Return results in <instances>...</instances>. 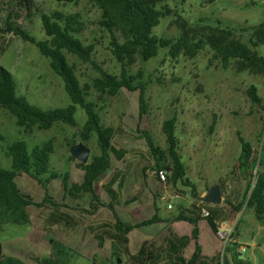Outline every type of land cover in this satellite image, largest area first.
I'll return each instance as SVG.
<instances>
[{"label": "rangeland", "instance_id": "rangeland-1", "mask_svg": "<svg viewBox=\"0 0 264 264\" xmlns=\"http://www.w3.org/2000/svg\"><path fill=\"white\" fill-rule=\"evenodd\" d=\"M36 1L39 9L47 14L60 11L82 15L87 29L80 38L85 44H93L96 47L93 60L104 69L119 72V67L109 51L110 35L97 25L101 17L99 10L87 0H80L75 5H62L56 0ZM20 4L21 0H0V64L14 75L18 82L19 94L26 97L30 104L44 108L66 107L70 102L63 82L52 70L49 60L40 54L36 46L15 37L5 27L7 15L14 10L19 14L17 20L19 24L37 39H45L39 14L37 13L31 20L26 19V12ZM167 5L173 10L180 11L192 24L200 20L207 24H216L219 21L224 26L241 29L264 21V0H216L213 4L206 5L196 0H188L184 4L169 2ZM18 14H14V17ZM174 21L175 17L163 19L161 25L155 29V34L163 38L178 37L180 32L173 25ZM244 42L248 43V38H245ZM67 58L76 66L82 85H91L99 76L90 63H84L77 56L70 54ZM209 59L210 55L204 52L194 60L182 57L176 63L170 61L163 63L162 59L148 63L140 57L131 73L151 70L152 77L146 94L149 111L141 122L138 92L124 90L116 97H106L102 103L103 123L119 128L114 145L125 150L127 154L122 161L114 158L112 170L101 178L97 186L100 196L109 200L105 188L117 173L120 180L128 182L125 197L136 195L137 192L135 190L133 193L134 188L131 185L137 180L147 184L146 180L150 178L148 170L154 166V162L141 133L149 132L156 145L166 149L167 140L163 125L165 121L176 117L179 152L187 175L197 186L198 192L203 196L211 186L219 185L223 189V199L240 203L244 186L248 181L243 179L239 172L238 158L241 148L238 134L253 144L257 155L263 140L261 134L264 128V108L254 105L247 91L251 86H256L264 105V80L245 73L239 74L234 67L224 70L216 64L212 65ZM93 91V97L89 100L96 97L95 90ZM77 118L79 127L76 129L56 124L51 130L36 129L33 134H26L17 125L14 116L7 111H1L0 135L5 140L0 141V166L11 169L12 161L6 155V148L16 141L24 140L34 147L53 140L55 153L52 156L51 170L61 175L68 172L72 185L81 184L84 171L77 167L78 161L71 156V147L83 143L91 149V156L100 155L101 152L95 138L84 142L78 137L79 130L85 122L83 111L78 112ZM214 122L217 125L212 131ZM17 182L25 193L31 195L37 202H42L46 192L35 180L24 175L19 177ZM162 186L163 193L175 198L164 201L159 199L157 201L159 214L173 217L179 213V206L184 202V198L188 197L192 203L195 201L191 198L188 188L181 187V190L186 192L183 193L172 185ZM112 188L119 192L118 184ZM47 189L55 202L64 201L61 179L53 181ZM146 191L143 189L138 192L136 196L139 197L138 201L133 206L148 204ZM87 201L88 198L84 201H76L72 196L66 198L71 207L77 202L84 206ZM168 204L173 205L174 209L168 211L166 209ZM52 211L54 209L49 207L30 208L32 225H18L10 211L0 202V241L4 252L21 258L31 252H37L43 241L42 237H46L48 243H51L54 238L53 231L48 229L41 234L34 229L39 226V220L45 221L44 217ZM154 213L155 210L152 208L139 212L138 220L148 219ZM228 214L225 221L227 230L229 232L233 230L235 236L233 243L248 247L246 251H242L244 262L264 264V223L259 222L249 209L245 216H238V212L235 215L232 209ZM226 249L221 243L219 256L215 258L223 256Z\"/></svg>", "mask_w": 264, "mask_h": 264}, {"label": "trees", "instance_id": "trees-1", "mask_svg": "<svg viewBox=\"0 0 264 264\" xmlns=\"http://www.w3.org/2000/svg\"><path fill=\"white\" fill-rule=\"evenodd\" d=\"M59 4H77L80 0H56ZM93 7L101 12L97 22L102 29L110 35L109 51L116 61L119 72L104 69L93 60L96 47L85 44L80 36L86 31L87 24L79 13L66 14L54 11L47 14L41 11L36 0H21L20 6L26 12V19H33L37 13L40 16L45 39H37L23 25L17 22L19 14L11 10L5 20V27L20 40L36 46L40 54L50 62L54 73L63 82L64 90L69 99L66 107H41L30 104L26 97L19 94L18 82L14 75L0 64V112L7 111L17 120V125L26 134L34 131H48L56 124H63L70 128L79 127L77 118L81 110L85 115V122L79 130L78 137L84 142L96 139L100 155H92L89 163L77 162V167L84 171L81 184L72 185L70 173L64 175L51 170L52 156L55 153V143L48 140L41 145L31 147L26 141H16L6 148V155L12 161L11 169L0 166V202L10 211L18 225L31 223L30 208H53L44 217L48 225L54 223L59 211L66 207L58 204L48 193V187L57 179H61L64 191V201L72 196L76 201L89 199L92 213L106 207L115 212L113 202L117 201L119 192L113 186L120 180L119 173L106 186L110 204L101 200L97 186L108 171L113 168L114 158L122 161L127 152L118 149L114 140L119 128L103 123L102 112L106 97H116L124 90L139 93L140 122L148 114L149 104L146 98L148 85L152 82L151 70L131 73L133 67L141 57L144 62L151 63L162 59L163 63L178 62L182 57L194 60L201 53L210 55L209 62L224 70L234 67L237 73L249 74L264 80V21L246 28L237 29L224 26L221 22L207 24L204 20L192 24L177 10L171 9L167 3L184 4L188 0H87ZM202 5L213 4L216 0H196ZM14 14H18L14 17ZM175 17L173 25L180 34L175 38H163L155 34V29L161 25L163 19ZM248 38V43L244 39ZM77 56L84 63H90L98 72L91 85H82L75 65H72L67 55ZM160 82V81H159ZM93 90L96 97L93 100ZM247 94L253 104L264 108L263 99L256 86H251ZM215 122L212 125L214 130ZM177 118L164 122L163 131L167 140V148L162 149L156 145L149 132H142L141 136L148 145L149 155L154 166L166 169L168 183L175 189L181 187L190 189L194 203L186 207L179 206V213L172 218L163 219L156 215L136 224H128L116 219V224L108 226L120 239L126 243L125 238L134 229L152 226L158 223L172 221H187L194 226L193 238L197 242L199 235V222L202 220L201 207H206L210 216L206 218L211 229L217 234V227L213 217L220 214L218 206L202 203V195L187 175V169L180 154V143L176 136ZM261 150H255L253 144L238 134L241 153L238 158L241 177L248 182L243 194V201L239 211L244 206L252 210L256 219L264 223V128L261 134ZM0 135V141H4ZM28 176L41 185L46 194L42 202H37L31 195L24 192L17 182L19 177ZM122 180V179H121ZM121 187V186H120ZM119 187V191H120ZM223 190V189H222ZM187 195V194H186ZM226 201V199H225ZM132 201L128 202L131 203ZM64 203V202H63ZM212 216V217H211ZM47 227V226H46ZM48 231L47 228L44 229ZM50 231V230H49ZM234 235V234H233ZM235 237V236H234ZM116 239V237H113ZM189 239L183 240L187 246ZM241 244L231 243L226 253L218 258L205 259L202 249L196 244V251L192 260L187 264H252L244 262ZM118 264L121 255L115 257ZM181 264H186L178 259ZM0 264H26L19 258L7 255L0 241Z\"/></svg>", "mask_w": 264, "mask_h": 264}, {"label": "crops", "instance_id": "crops-1", "mask_svg": "<svg viewBox=\"0 0 264 264\" xmlns=\"http://www.w3.org/2000/svg\"><path fill=\"white\" fill-rule=\"evenodd\" d=\"M127 183L124 180H119L115 184H118V188L121 186L117 201L113 202L115 212L102 207L94 214L89 213L92 212L90 201H87L84 206L79 202L73 203L72 207L66 201H63L64 203L57 202L58 204H65L66 207L59 211L57 218H54L55 222L48 225L44 220H39V226L34 229L41 232V234L45 233V228L53 231L54 238L52 242L48 243L46 237H42L41 240L43 241L37 252H31L21 258L17 257V255L9 256L19 258L26 264H103V262L111 263L116 259L117 255L122 257L119 259L121 264H181L178 259H182L187 264L193 258L197 243L201 247L202 255L205 259L210 260L219 256L222 242L211 229L206 218L202 217L201 214L202 220L199 222L197 242L193 238L194 226L191 223L187 221H172L134 229L124 237L126 241L124 243L118 233H115L111 228L109 229L108 226L115 225L116 219L128 224L149 220L156 215V210H158V215L161 218H172L166 214H159L157 201L159 199L164 201L175 198L169 197L168 193H163V186L152 178L146 180L147 184L138 182V180L133 185L130 184L134 188V190L132 189L133 193L135 190L137 193L136 195L125 197ZM245 187L246 185L244 186V191ZM143 189L148 191V194H146L148 196V204L133 206L138 201L139 197H136L138 192ZM100 197L104 203L110 204L108 198ZM130 201L132 202L128 203ZM242 201L243 196L240 198L239 204H236V202L232 203L227 198L225 202V199H223L222 204L218 206L220 214L213 217L217 229L220 226L227 228L225 220L229 216L228 212L230 213V209L235 211V215L238 212V216H245L248 211L245 206L242 211H239ZM191 203L187 197L184 198V202L181 205L188 207V204L191 205ZM170 205L168 204L166 207L168 211L174 209L173 205L172 209H169ZM198 206L199 208L207 209L204 206L201 207L200 204ZM151 208L155 210V213L148 219L139 221V212L141 213ZM113 237H116V239ZM185 238L189 239V243L184 247L183 240Z\"/></svg>", "mask_w": 264, "mask_h": 264}, {"label": "water", "instance_id": "water-1", "mask_svg": "<svg viewBox=\"0 0 264 264\" xmlns=\"http://www.w3.org/2000/svg\"><path fill=\"white\" fill-rule=\"evenodd\" d=\"M71 156L79 163L87 164L91 158V149L83 143L71 147ZM202 203L219 206L223 202L222 188L219 185L211 186L200 199ZM118 264H121L119 261Z\"/></svg>", "mask_w": 264, "mask_h": 264}, {"label": "built area", "instance_id": "built-area-1", "mask_svg": "<svg viewBox=\"0 0 264 264\" xmlns=\"http://www.w3.org/2000/svg\"><path fill=\"white\" fill-rule=\"evenodd\" d=\"M148 175L150 178L155 179L161 185H167L168 183V172L166 169L153 166L148 170ZM169 209H172V205L169 206ZM201 215L202 217L207 218L210 216V213L207 209L201 208ZM216 236L224 244V249L227 248L231 243H233V241H235L233 230L229 232L224 226H220L217 229ZM247 248V246L241 245L239 250L240 252H242L246 251Z\"/></svg>", "mask_w": 264, "mask_h": 264}]
</instances>
